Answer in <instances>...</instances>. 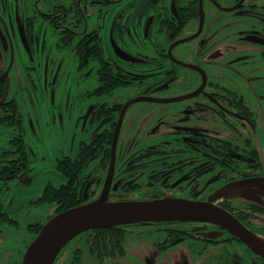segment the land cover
I'll use <instances>...</instances> for the list:
<instances>
[{"label": "flooded vegetation", "instance_id": "flooded-vegetation-1", "mask_svg": "<svg viewBox=\"0 0 264 264\" xmlns=\"http://www.w3.org/2000/svg\"><path fill=\"white\" fill-rule=\"evenodd\" d=\"M48 1L0 0V225L18 222L8 199L47 151L51 174L59 179L42 178L20 198L26 203L21 210L47 207L42 220L27 224L22 251L48 221L105 191L107 202L169 198L207 203L264 240V162L253 146L256 132L264 142V103L255 108L248 90L241 89L249 75L262 76L254 73L260 66L251 61L243 69H249L248 76L238 75L226 70L227 60L210 58L216 56L213 51L196 59L194 50L196 41L210 32L212 17L234 19L235 12L264 9V0ZM145 2L156 10L153 33L161 38L152 42V53L130 54L127 43L111 36L104 50L103 9L108 8L107 15L114 7ZM91 6L97 8L92 25L86 13ZM259 19L260 31L244 33L257 34L264 43V16ZM152 22L153 17L144 24V37H152ZM16 48L31 62L24 67L27 77L32 72L41 76L44 67L45 106L34 118L33 103L12 75ZM61 65L74 75L73 92L54 88L48 80V71L57 76ZM170 81L183 83L184 90H165ZM263 89L264 83L258 92ZM45 114L51 128L41 126ZM65 126L73 127L68 151ZM56 135L63 143L55 147ZM31 137L42 140L40 153L29 146ZM131 173L138 177L124 179ZM152 234L160 237L151 239ZM129 241H139L143 255L159 264L169 263L172 248L190 242L206 252L205 264H264L227 230L196 221L89 230L65 245L53 264H124Z\"/></svg>", "mask_w": 264, "mask_h": 264}, {"label": "rangeland", "instance_id": "rangeland-1", "mask_svg": "<svg viewBox=\"0 0 264 264\" xmlns=\"http://www.w3.org/2000/svg\"><path fill=\"white\" fill-rule=\"evenodd\" d=\"M64 2L67 3L68 0H49L48 3H58ZM19 10L22 9V6H18ZM108 8L103 9V17H102V36L104 40V50L105 48H109V37L111 36L113 41L116 43H127L130 46V54H134L136 52H144L151 54L152 53V42L161 39L158 36H154L155 23H156V14L153 11L152 5L150 3H132L130 5H125L115 9V7L106 13ZM105 10V11H104ZM97 8L91 6L87 9L86 13L89 15V24L92 25L96 21ZM264 16V9H255L254 11L250 9L241 10L235 12L231 15L234 19H230L225 17V19H220L218 17H212L208 25L210 26L209 33L203 34L200 39H198L194 45V50L197 51L196 59L205 55L209 51H213V54H216L215 57L210 56V58L215 61H220L222 59L228 61L227 71L230 73H237L238 75L248 74L245 72L249 69L245 68V65H249L251 61L259 64L260 68L255 69L254 73H259L257 75H262L261 77H251L249 75V79L245 80L244 84L241 85L242 90H248L250 97L254 100V107L257 108L264 103V89L261 92H258L259 89L262 88L264 83V58L263 60L260 57L264 51V43L263 39L257 34L247 35L244 33L245 30H253L260 31L259 17ZM153 17V22L151 23L150 29L148 31V35L152 34L151 38L144 37V24ZM222 23V24H220ZM253 26V27H250ZM255 33V32H254ZM138 35V39H137ZM162 41V40H161ZM19 53L21 58L19 57ZM23 62L22 68L20 67ZM31 62L27 59V57L23 56L18 48L15 49L14 55V66L12 69V75L15 73L16 81L19 90L23 91L26 95V100L33 103V117L36 115L38 109H43L45 106V93L43 92L44 85V67L40 73L32 72L30 77H27L24 73V67L29 66ZM33 65L38 67L36 62V56L33 58ZM60 65V64H59ZM132 69L136 71L142 70L141 65H132ZM261 72V73H260ZM223 79V77H220ZM48 80L55 83V87L62 86L66 89H71L73 92L74 88V75L69 72L67 68L61 65V71L56 76L54 73L48 71ZM55 81V82H54ZM52 84V83H51ZM32 85L36 86V89L32 88ZM183 83L177 81H170V83L164 88L168 91H181L184 90ZM53 86V85H51ZM67 92L63 95V102L67 97ZM73 96V93L70 94ZM70 100V99H69ZM54 102H56V96L54 98ZM58 113V112H57ZM56 113V115H57ZM49 114L44 115L43 122L41 126L44 128H51L50 124H47V118ZM34 118V117H33ZM70 130L69 126H65L68 137L64 144V149L66 151L69 150L71 145V134L70 131H73V127ZM45 131V129H41V131ZM40 131V130H39ZM38 131V132H39ZM55 133H60V130L57 129ZM256 145L253 139V146L257 149L259 154V159L261 162H264V142H260L258 138L257 132L255 133ZM63 143L62 137L56 135V140L53 146H58ZM29 146L40 153V147H42V140H38V137H31L29 140ZM56 151V148H52ZM50 152V151H49ZM45 155V159L36 161L34 167H32L27 173V178L24 183L19 184L13 190L12 196L8 199V203H11V207L9 211L16 210L15 214L17 215V220L15 223H11V225L5 224L0 225V264H18L19 259L21 258L24 251L23 246L28 241L26 226L28 223H34L37 220H42L41 214L46 212L47 207L43 208H30L23 209L26 203L25 201H20L22 195H25L26 191L31 187H37L42 178L44 180H50L52 182H58V177L51 174L53 170L51 169V159H49V153ZM42 167L45 171L43 173L42 170H38ZM136 174V173H134ZM134 174L126 175L124 179H134L138 176H134ZM43 176V177H42ZM25 203V204H24ZM53 209V205H49ZM8 210V205L5 206V209ZM52 213V212H48ZM26 224V225H25ZM156 234L151 235V239L159 238ZM139 242V241H138ZM138 242L129 241L127 243V251L126 255L123 259H121L124 264H159L155 258L146 257L143 255L145 252L143 251V245ZM192 243V242H190ZM181 244L178 247L172 248L169 256V263L167 264H180L182 261H189L190 264H205L206 262V252H203L199 246H194V244ZM129 244V245H128ZM233 249L230 246H218L217 250L221 249ZM191 249V252L188 250ZM181 255V256H179ZM185 260H182V259ZM182 260V261H181ZM150 262V263H149Z\"/></svg>", "mask_w": 264, "mask_h": 264}, {"label": "water", "instance_id": "water-1", "mask_svg": "<svg viewBox=\"0 0 264 264\" xmlns=\"http://www.w3.org/2000/svg\"><path fill=\"white\" fill-rule=\"evenodd\" d=\"M187 221L218 225L264 258L263 239L248 232L227 213L207 203L169 198L145 202H107L105 191L98 199L67 210L48 221L26 247L20 264H53L65 245L89 230L138 223Z\"/></svg>", "mask_w": 264, "mask_h": 264}]
</instances>
